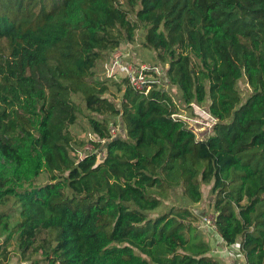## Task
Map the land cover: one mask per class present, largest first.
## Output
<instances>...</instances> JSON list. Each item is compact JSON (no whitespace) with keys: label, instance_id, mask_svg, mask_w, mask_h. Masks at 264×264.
Wrapping results in <instances>:
<instances>
[{"label":"trees","instance_id":"16d2710c","mask_svg":"<svg viewBox=\"0 0 264 264\" xmlns=\"http://www.w3.org/2000/svg\"><path fill=\"white\" fill-rule=\"evenodd\" d=\"M138 37L167 87L143 94L125 77L94 78L105 54ZM173 87L215 119L207 136L179 116ZM73 96L91 112L100 160L71 154L85 144L69 132ZM13 112L32 117L8 134ZM111 122L124 135L102 143ZM43 171L49 181L35 183ZM202 184L216 235L264 264V0H0L5 241L14 233L22 256L39 254L34 264H220L211 244L188 246L200 229L192 208L154 213L175 187L199 203Z\"/></svg>","mask_w":264,"mask_h":264},{"label":"rangeland","instance_id":"374dc122","mask_svg":"<svg viewBox=\"0 0 264 264\" xmlns=\"http://www.w3.org/2000/svg\"><path fill=\"white\" fill-rule=\"evenodd\" d=\"M119 55L120 61L115 64L111 61L114 58L113 56ZM156 51L152 48L143 46L140 41V37L133 43H124L123 46L117 47L110 51L109 53L105 54L104 59L100 61L94 68V78L99 80H104L106 77H116V78H123L125 71L130 70V66L137 64V63H146L157 66V68L161 69L164 72L163 67L161 66L160 62L156 58ZM116 65V66H113ZM113 67V68H112ZM164 78L165 73H164ZM167 80V79H166ZM165 82H162V87H167ZM237 86L241 90L243 95V101L245 100L246 96L251 92L250 87L248 86L245 78H241L237 81ZM173 89V100L176 104L180 107V116L184 118L189 126L196 132L197 137H204L207 136L211 130L212 125L215 122V119L209 115L207 112V108L204 106H199L197 104H192V109L184 107L180 100V91L176 88ZM120 96V94H119ZM118 97L116 102L119 101ZM75 100L76 107L73 109L74 118L72 121L68 122V128L70 135L74 138L83 139L85 140L84 146L86 148H90V139H94L95 135L90 131L89 125L86 121L85 116L91 114L89 112L84 103L80 100L79 97L73 96ZM193 114V115H191ZM30 114H23V113H16L13 112L10 116L11 118L5 121V126H3V130H6L8 134H14L16 130H18V121H28L31 120ZM99 117L98 115H96ZM57 118L61 119L64 118L63 113L58 112ZM118 133L119 135H124V126L120 123L118 125ZM109 127V126H108ZM112 127L110 128V130ZM109 130V132H110ZM71 145L75 146L72 141ZM92 147L94 146L91 144ZM83 146V147H84ZM78 148V151H83L84 148ZM98 153V159L102 158L101 148L97 146L94 147ZM74 150V149H73ZM83 153V152H82ZM73 154V152L71 153ZM50 173L43 171L35 181L37 184L45 183L49 181ZM202 192H203V199L199 203H193L188 198H186L179 187H175L172 190L171 196L166 199L162 200L160 206L154 210V213H160L173 205L176 206H189L192 208L199 216L200 220L198 222H193V226H196L198 223L200 229H192L189 232L190 241L188 246L192 247L191 244L194 242L202 241L206 245L207 243L210 244V241H214V246L212 247L213 256L219 261L220 264H231L228 255H236L240 256L239 252L235 249V245H232L231 248H228L229 252H221L223 250L224 242L218 237L215 231L210 227L204 224V221L209 220V224L213 221L214 212L210 206V201L212 199V195L210 194V184H202ZM1 211H9L6 205L0 204V212ZM12 217L10 220V226H13L17 221V214L15 212H11ZM153 213V215H154ZM211 221V222H210ZM197 228V227H196ZM8 235V232L4 231L0 227V264H34L33 261L39 258V254L35 253L33 256L25 255L22 256L20 251L17 247L16 236L14 233H10L9 240L5 241V237ZM189 247V248H190ZM218 253V254H217ZM39 264H44L43 260L39 261Z\"/></svg>","mask_w":264,"mask_h":264},{"label":"built area","instance_id":"2783aa9c","mask_svg":"<svg viewBox=\"0 0 264 264\" xmlns=\"http://www.w3.org/2000/svg\"><path fill=\"white\" fill-rule=\"evenodd\" d=\"M114 58L111 61V65L112 63L117 64L120 61V56L119 55H115L113 56ZM116 66V65H113ZM130 70L125 71L124 77L127 79V83L129 86H131V88H133L135 91L139 92V93H143L146 94L154 85H159L160 88H162V82L167 83L168 81L166 80V78H164V73L161 69L157 68V66L155 65H151V64H146V63H137L134 64L132 66H130ZM113 68V67H112ZM180 116V115H179ZM120 123H110L109 124V130L112 127V129L109 132V137L108 138H104L101 140L102 143H104L106 140L113 138L115 136H118V125ZM95 139V138H94ZM93 138L90 140H94ZM91 144H93L92 142H90ZM90 144V148H84L83 151H78L77 149L75 150V152H73L72 155H75L78 153L79 158H82L83 156H85L87 153L90 152H97V150L94 149L95 146L92 147V145ZM94 145V144H93ZM96 148V147H95ZM83 152V153H82ZM211 222V221H210ZM214 222V217H213V221L211 222V224H209V220L204 221V224L206 226H210L214 231H215V226L213 224ZM224 248L223 250L219 251V253L221 252H225L228 253L229 250L228 248H231L232 245H226L224 243ZM235 249L239 252L240 254V258L245 261V258L243 256L242 253H240L237 245L235 246ZM246 264V262H245Z\"/></svg>","mask_w":264,"mask_h":264},{"label":"crops","instance_id":"0c3cea01","mask_svg":"<svg viewBox=\"0 0 264 264\" xmlns=\"http://www.w3.org/2000/svg\"><path fill=\"white\" fill-rule=\"evenodd\" d=\"M211 247L214 246V241H210ZM218 254V253H217ZM229 260L231 262V264H245V261H243L240 256H238V254L232 256V255H228Z\"/></svg>","mask_w":264,"mask_h":264}]
</instances>
